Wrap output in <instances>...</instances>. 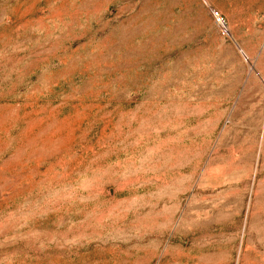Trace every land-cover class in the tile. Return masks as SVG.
Here are the masks:
<instances>
[{
  "label": "rangeland",
  "instance_id": "rangeland-1",
  "mask_svg": "<svg viewBox=\"0 0 264 264\" xmlns=\"http://www.w3.org/2000/svg\"><path fill=\"white\" fill-rule=\"evenodd\" d=\"M0 264H264V0H0Z\"/></svg>",
  "mask_w": 264,
  "mask_h": 264
},
{
  "label": "built area",
  "instance_id": "built-area-1",
  "mask_svg": "<svg viewBox=\"0 0 264 264\" xmlns=\"http://www.w3.org/2000/svg\"><path fill=\"white\" fill-rule=\"evenodd\" d=\"M211 12L214 16V18L216 19L217 23L219 24V26L226 31L227 26H226V19L224 17V15L215 7H211Z\"/></svg>",
  "mask_w": 264,
  "mask_h": 264
}]
</instances>
